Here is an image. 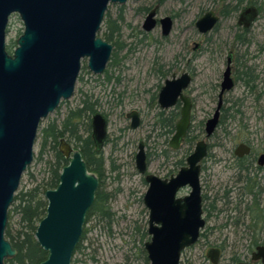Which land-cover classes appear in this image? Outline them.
Masks as SVG:
<instances>
[{
	"label": "water",
	"instance_id": "1",
	"mask_svg": "<svg viewBox=\"0 0 264 264\" xmlns=\"http://www.w3.org/2000/svg\"><path fill=\"white\" fill-rule=\"evenodd\" d=\"M128 0H0V264L17 255L18 250L5 237L8 211L14 202L22 176L34 158V145L41 121L54 112L64 100L73 96L82 60L88 58V68L102 74L110 60L113 45L99 35L110 3L125 4ZM18 14L23 33L12 54L7 51L6 35L10 16ZM157 8L146 15L143 28L151 31L157 24ZM257 15L248 7L241 19L248 25ZM248 17L249 21L247 22ZM219 17L209 10L196 21L199 33L210 32ZM163 33L168 35L172 18L160 19ZM192 76L167 79L159 94L161 108H170L181 101L180 119L170 141L177 148L187 136L191 125L192 102L185 94ZM233 87L230 67L221 83L220 101L214 116L207 122L210 135L219 120L222 96ZM132 127L139 125L133 111ZM108 120L100 112L92 117V137L101 150L107 137ZM242 147V146H241ZM59 150L69 158L63 167L56 188L45 193L47 213L38 224L35 238L49 255L41 264H72V258L83 233L87 212L93 204L99 177L89 170L79 148L65 138ZM204 141L196 144L187 158V166L168 179L147 173L148 163L143 145L136 155L138 171L145 175L148 189L144 204L149 211L145 242L150 264H180L181 252L194 244L204 226L200 164L206 156ZM190 193H178L184 187ZM254 257L262 258L264 246Z\"/></svg>",
	"mask_w": 264,
	"mask_h": 264
},
{
	"label": "rangeland",
	"instance_id": "2",
	"mask_svg": "<svg viewBox=\"0 0 264 264\" xmlns=\"http://www.w3.org/2000/svg\"><path fill=\"white\" fill-rule=\"evenodd\" d=\"M223 4V0H163L162 3H158V0H128L122 5L110 3L107 12L112 18L117 17L121 7L123 9L124 22L121 23V43L130 44L133 41L142 40V43L138 44L139 48L135 51L129 54L126 51H120V55H118L119 57L127 56L126 60L119 58L121 65L123 62L127 68L124 71L125 75H122L125 79L122 82L113 80L106 83L104 74L96 75L88 69V59L85 58L82 61L80 79L76 84L73 96L62 101L54 112L41 121L34 145L33 162L24 172L17 192L35 185L47 176V167L44 162L51 159L53 153L52 149L46 150L41 159V130L51 121L60 122L70 108L78 105L82 92L93 94L95 98H98L101 104L98 109L106 113L109 118V140L103 149L106 162L103 188L113 195L110 203L114 213L113 223L109 227L106 221L93 217L85 226L87 230L85 239L82 241L80 249L74 254L72 264H145L144 257L140 253L142 242L137 229L141 228L142 230L148 225L149 211L143 201L148 185L136 168L134 156L138 151V143L148 141L150 144L147 146L149 172L164 177L176 168L173 164L175 160L184 158L186 163V158L193 152L195 143L204 135V131L201 133L200 124L211 117L216 107L219 84L226 66L224 51L233 44L232 32L235 29L233 30L232 26L235 20L222 17L218 29L208 34H199L195 22L209 10L220 13ZM141 6L149 8L157 6L158 17L170 15L174 18V28L167 40L161 43L156 41L161 37L160 27L150 33H142V24L147 10L141 8L139 11ZM105 28V22H103L99 32L101 37H103ZM23 30L24 25L20 16L13 14L9 21L6 44L15 46ZM248 36L252 40L249 44L250 47H253L252 50H264V12L263 17L255 22ZM196 42L200 43L201 47L193 50ZM220 51L223 53L221 56ZM179 54H181V58H178ZM156 58L163 63L170 61L175 63L176 73L180 71L181 73L184 71H193L194 73V80L187 94L193 100L190 138L192 139L194 136L195 140L193 143L184 141L177 151L165 143L166 137L169 141L172 134L161 138L147 137L157 134L154 129L157 108L149 102L151 95L156 91V85L163 83V79L156 78L152 73ZM176 60H178V64ZM254 60L258 62L264 78V53L260 58ZM116 75L120 76L121 71L116 70ZM215 86L217 88H213ZM244 93L247 94L244 85L237 84L234 90L225 96L230 100L226 103V107H230L234 100L244 97ZM120 101L122 103H119ZM252 104L255 105L253 101L247 100L242 109H246L247 115L251 118L250 129L255 134L259 131L255 135L256 145L264 147V113L258 112L259 109H264V101L261 102L263 108H260L259 105L255 107ZM180 107L181 105L179 110ZM132 109L141 112L142 123L137 129L130 128V121L124 116L127 111ZM244 119V116H238L236 120L232 122L227 120V124L224 123L227 127L229 124L231 125L229 130L233 132L231 136L236 133L234 135L236 140L247 137L246 130L244 131L243 128V125L246 124ZM218 132L226 140L214 139L215 142H223L224 145V148H216L215 154L228 158L229 153L225 149H230L235 139L232 140L231 136L228 138L229 135L225 134L224 127L219 128ZM147 138L148 140H146ZM165 149L174 150V152L170 151L169 159L163 153ZM229 164V160L227 163L222 161L221 163H207L208 169L202 174V181L204 185H207L206 192L209 196L213 194L211 189L215 186L221 192H224V188L228 185L235 186L236 171L234 166L230 168ZM189 191V188L185 189L181 192V196L188 194ZM236 194H238L236 190L231 194L233 203L230 206L232 208L238 200ZM217 206L225 208L223 201L218 202ZM17 220L18 217L15 216L13 220L15 228L18 226ZM225 220L226 217L222 214L220 219H213L210 223L212 225L223 224ZM224 232L230 236V242L238 243L240 241L241 230L236 229L235 225L232 224ZM216 235L218 234L216 233ZM148 239L147 237L144 242ZM192 253L194 257L197 250ZM199 263L198 260L194 262V264Z\"/></svg>",
	"mask_w": 264,
	"mask_h": 264
},
{
	"label": "flooded vegetation",
	"instance_id": "3",
	"mask_svg": "<svg viewBox=\"0 0 264 264\" xmlns=\"http://www.w3.org/2000/svg\"><path fill=\"white\" fill-rule=\"evenodd\" d=\"M223 1H224V4H223L222 9L220 10V13H217L216 11L213 10L216 13V15L219 17V20L211 31H216L218 29L217 27H218L222 17L223 18L224 17L232 18L233 20H235V23L232 26L233 30L235 29V31L234 32L231 31L232 35H233V39H234V40H232L233 44L229 45V47L225 51L223 50L226 53V60H225L226 66H225V69L223 71V74H224L226 68L230 67L231 78L233 80V87L229 91H226L223 94L222 105H221L220 110H219L218 123H217L215 129L213 130V132L210 135H208L207 130H206L207 122L209 119H211L214 116L215 111L217 110V107H218L219 101H220L219 95L221 92V83L223 80V74H222V80L219 84V92L217 95V104H216V107L214 109V112L210 118H208L205 122H201V124H200V129L202 130L201 133L204 131V133H203L204 135L202 137H200L199 140L195 143V147L199 141H204L206 143L207 154L199 162L200 167H201L199 177H200L202 209H203L202 218H204L205 224L200 229V233H199V237H198L197 241L194 244L183 249V251L181 252L180 264H194V262L196 260H198L200 262L199 264H264L262 258L254 257V255L258 252V248L261 246H264V147H259L258 145H256L257 140H255V137H256L255 135L258 134L259 131H257L255 134V132L250 129L251 128V124H250L251 118L249 115H247V112L245 111L246 109H244V108H243L244 110L242 109L243 106L245 107L244 104H245V101H247V100L253 101V103L255 104V105L252 104L253 106L256 107V105H259L260 108H263L261 105V102L264 101V78L262 77L263 72L261 73V71L259 69L260 66H259L258 62H256L254 59L260 58L261 55L264 53V50H257V51L252 50L253 47H250L249 44H245L244 41H246L247 39L250 40V37L248 36V34L252 30V27L254 26L255 22L259 18L263 17L264 11H261L259 5H256L254 3H249V1H247V0L246 1H244V0H227V1L223 0ZM162 2H163V0H158V3H162ZM236 5L238 7L235 10L234 8ZM251 6L257 10V15L250 23L248 22L249 18L244 17V18H247L246 19L248 22V25H247L246 22L244 21L245 19H243V18L241 19V14L245 9H247L248 7H251ZM155 7L157 8V15L155 17L157 19V24L153 30L160 27L161 37L157 38L156 41L161 43L164 40H167L168 37L171 35L172 30L174 28V18L170 15H167V16H170L172 18V28H171L170 33L168 35H165L163 33L162 26L160 23V19L163 17H158V7L157 6H155ZM155 7L149 8V7H142L141 6L139 8V11L142 8L144 10H147V14H148L149 11ZM164 17H166V16H164ZM104 20H105V17H104ZM104 20H103V22H104ZM9 21H10V19H9ZM123 22H124V20H123ZM143 23H144V21H143ZM8 26H9V23H8ZM195 26H196V22H195ZM142 30H143L142 33H145V34L153 31V30L145 31L143 28V24H142ZM7 31H8V27H7ZM121 31H122V28H121ZM121 31H120V38H119V44L118 45L113 44V42H109L113 45V50L111 53L110 60L107 64L104 72L102 73V75L104 74V76H105V82L106 83H110L113 80H115V81L121 80V82H122L125 79V78H123L122 75H125L124 71H126L127 68H125V65L123 62L121 65V61L119 58H121V60H126L127 56L119 57L118 55H120V51H124V52L126 51V53H128V54L130 52H133L139 48L138 44L142 43L141 39L133 41L130 44L121 43V41H120ZM197 31H198V29H197ZM208 33H206V34H208ZM199 34H201V33H199ZM16 46H17V43L15 44L13 51H14ZM128 46H129V48H128ZM200 47H201V44L196 42L194 47H193V50H197ZM127 48H128V50H127ZM13 51H12V53H13ZM12 53H10V54H12ZM219 54H220V56L223 55L222 51H220ZM114 55H116L115 58L117 59V64L110 66V62L112 61V57ZM179 57L181 58V54L178 55V58ZM250 61H251V63H250ZM176 63L178 64V60H176ZM175 65L176 64L171 62V61L169 63H167V62L163 63L160 61V59H157L154 62V65L152 68V71H153L152 73L154 76H156V78L161 79V80L163 79V83L162 84L159 83L158 85H156V88H155L156 91L151 95V99L149 102L152 105L156 106V108H157L156 121L154 124V129H156L157 134H156V136H154V135L150 136L149 135L147 137L148 138H151V137L161 138V137L169 136L172 134L169 141L167 140V137H166L165 143H168L172 149L177 151L179 148H181V145L184 141H189L190 143H193L195 140L194 136L192 137V139L190 138V128L192 125V110H191V125L188 129L187 136L181 141L180 145L177 148H175V147L171 146L170 141H171V139L175 133L176 123L180 119V112H181L182 103H181V101H178V103L173 107L161 108V106L159 104V94L161 92L162 87L165 85V81L167 79H172L174 75L179 77V76H181L182 73L188 72L192 76V82H193L194 73H193V71H184L182 73L180 71L179 73H176L175 69L177 68V66H175ZM87 67H88V63H87ZM81 68H82V64H81ZM116 70L118 72L121 71L120 76L116 75ZM80 72H81V70H80ZM248 78L253 80L251 82L253 85V88H250V86H247L245 84V80H247ZM79 79H80V73L78 76V80ZM78 80H77V82H78ZM192 82H191V84H192ZM241 83L244 85V88L246 89L247 94L244 93V95H245L244 97H241V98H238L237 100H234L230 107H226V103L230 100L228 98H225V96L228 93H230L231 91H233L234 88L237 86V84L240 85ZM191 84H190V86H191ZM190 86L184 91L185 94H187V91L189 90ZM213 88H217V86H215ZM75 89H76V86H75ZM121 97H122V95H121ZM190 99L192 102V109H193V100L191 97H190ZM99 102H100V100H99ZM119 103H122V101H120ZM180 105H181V107L179 110ZM133 111H136L138 113V116L140 119L139 125L136 128H133L131 126L132 125V117L128 116ZM260 111H262L264 113V109H259L258 112H260ZM97 112L102 113L107 118L108 125H109V118H108L107 114L101 112L99 109ZM97 112H95V113H97ZM174 112L179 113V116H178L179 119L178 118L176 119L175 124H174V129H173V127H172L173 126L172 116H173ZM95 113H93L91 116V127H92V117ZM160 113H162L163 114L162 117H165L167 120H163V118L158 119L157 115ZM124 116L126 117L127 120L130 121V128L137 129L140 127V125L142 123V118H141V112L139 110L132 109L130 111H127ZM238 116H244V118H245L244 120H246V124L243 125V128H244V131L246 130V136L247 137L242 138L240 140L235 139L234 135H236V133L233 136H231V133H233V132H232V130H229L231 128L230 124L228 125V127L226 125H224V123L227 124V120H231V122H232V121L236 120ZM222 127H224L225 134L227 136L229 135L228 138L231 136L232 140L235 139L234 142L232 143L233 144L232 147H230V149L229 148L225 149L226 152L229 153L228 158L224 157V156L219 157V155L215 154L216 148H218V147L224 148V145L222 144L223 142L219 143L217 141L216 142L214 141V139L216 140L218 138H222V139L226 140L218 132L219 128H222ZM148 138L146 140H148ZM108 140H109V136H108V127H107V137L105 139L104 146L107 144ZM141 144L143 145L144 151L146 153V160L148 163L149 153L147 150V146H149L150 144L148 141L146 143H145V141H140L138 143L137 153L139 152ZM104 146H103L102 150L104 149ZM195 147H194V150H195ZM174 150L165 149V150H163V153L166 156V158L169 159L170 158V155H169L170 151L174 152ZM194 150H193V152H194ZM137 153L134 156L135 164H136ZM188 156H187V158H188ZM187 158H186V163H185L184 158H181L179 160H175L173 162V164L176 168L172 169L164 177L159 176L155 173H152V174L160 177L161 179H168L169 180L171 177L176 176V174L180 171L181 168L187 166ZM67 159H69V158H67ZM228 160L230 161V164H229L230 168H233V166H234V169L236 171L235 172V179L233 178L235 180V182H234L235 186L234 187H232L231 185L226 186L224 188V192H221L219 189H217V186H215L214 188L211 189V191H213V194L211 196H209L206 192V190H207L206 186L207 185H204L203 181H202V174L204 173V171L206 169H208L207 163L208 162L221 163V161L227 163ZM183 164H185V165L181 166ZM148 167H149V163H148ZM136 168H137V166H136ZM147 173H151V172H149V168H148ZM142 176H143L144 182L148 185V183L145 180V175H142ZM99 184H100V179H99ZM187 188L190 189L189 186H186L183 189H181L178 193V196L184 197V196L188 195L190 193V191L188 194L181 196V192ZM234 189L238 193V194H236L238 196V200L236 202V205H234V207L232 208L230 206V204L233 203V200L231 199V197H232L231 194L233 192H235ZM17 193L18 192H16V194ZM14 198H15V196H14ZM143 201H144V196H143ZM221 201L224 202L225 208H219L217 206L218 202H221ZM13 204H14V202H13ZM12 205H11V207H12ZM11 207L9 208V211H8V223H9V212H10ZM230 212H233L234 214H231ZM222 214H224L226 217V220H225V222H223V224H213L212 225L210 223L211 220H213V219H220ZM148 221H149V219H148ZM8 223H7V225H8ZM232 224L235 225L236 229L241 230L240 241L238 243L230 242L229 241L230 236H228L224 232V230L225 229L228 230V228L230 226H232ZM240 228H242V229H240ZM83 230H84V228H83ZM5 232H6V230H5ZM216 233L218 235H216ZM147 237L149 239L151 237L148 233V225H147ZM147 237H146V239H147ZM145 242H144V244H145ZM228 247H230V250H228ZM75 250H76V248H75ZM144 250H145V248H144ZM196 250H197V253L193 257L192 252L193 251L196 252ZM75 253H76V251H74V254ZM74 254H73V256H74ZM146 254H147V252H146ZM147 258H148V255H147ZM148 262H149V259H148ZM148 264H150V262Z\"/></svg>",
	"mask_w": 264,
	"mask_h": 264
},
{
	"label": "trees",
	"instance_id": "4",
	"mask_svg": "<svg viewBox=\"0 0 264 264\" xmlns=\"http://www.w3.org/2000/svg\"><path fill=\"white\" fill-rule=\"evenodd\" d=\"M246 1V0H244ZM249 3L259 5L261 11H264V0H247ZM235 6V10L237 9ZM124 20L123 9L121 7L116 18H112L110 13H106L105 30L103 31V39L113 44H119L121 23ZM251 39L244 41L245 44H251ZM14 44L8 45L7 50L12 53ZM116 55L112 57L110 66L117 64ZM253 80L248 78L245 84L253 88ZM98 98L93 94L82 92L80 102L74 108H70L64 118L60 121H51L41 130V150L40 157L42 159L46 150L52 149V158L47 159L44 163L47 167V176L35 185L20 190L14 198V204L9 212V223L6 228L5 236L11 242L18 253L13 258L5 260V264H41L47 259L49 253L44 250L35 238V233L39 222L47 213L48 202L45 193L49 189L56 188L60 181V174L64 166L69 163L62 152L59 150L60 140L65 138L69 143L79 148L85 159L89 170L98 175L100 184L96 192V197L87 212L84 230L80 238V242L75 251L80 249L82 241L85 239V226L93 217H98L102 221H106L107 226L111 227L113 223L114 213L111 210L110 203L113 195L106 192L103 188V176L105 171V159L103 150H97L92 137L91 116L98 111L100 107ZM162 113L158 114V119L162 117ZM179 113H173V129ZM18 217L17 228L14 227V218ZM140 234L142 246L140 253L144 257L145 264H148L146 251L144 250V240L147 237V228L137 229Z\"/></svg>",
	"mask_w": 264,
	"mask_h": 264
}]
</instances>
